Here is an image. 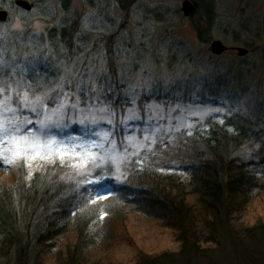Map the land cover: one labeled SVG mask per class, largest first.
Listing matches in <instances>:
<instances>
[{
    "label": "rangeland",
    "instance_id": "1",
    "mask_svg": "<svg viewBox=\"0 0 264 264\" xmlns=\"http://www.w3.org/2000/svg\"><path fill=\"white\" fill-rule=\"evenodd\" d=\"M29 1L31 11L16 0H0V9L9 13L0 23V111L4 119L19 122L24 135L46 131L42 140L54 137L65 154L61 159L53 149L50 159L14 165L0 160V187L20 175L29 182L47 166L68 164L94 193L93 202L104 204L115 195L112 180L126 182V162L140 159L160 140L181 130L192 133L210 116L224 123L239 113L264 123V0H215L205 43L193 16L182 11L185 0ZM66 29H73L71 38ZM217 39L230 50L214 54L211 43ZM238 47L248 53L240 56ZM25 93L27 107L21 99ZM111 95L121 98L122 106L115 107ZM46 116L49 128L43 130L39 122ZM256 148L248 143L237 155L249 160ZM96 180L104 188L88 183ZM246 214L252 222L264 219V192H256ZM108 226L113 233L105 244L109 247L91 249L86 256L91 264H134L141 256L165 251V264L243 262L231 242H222L220 249L212 245L208 257L181 256L180 262L170 231L142 216L120 224L102 211L98 227ZM74 236L58 239L57 253L42 258L44 264L63 260ZM249 244L256 249L251 251L254 263L264 264V241ZM0 264L17 263L13 255L0 258Z\"/></svg>",
    "mask_w": 264,
    "mask_h": 264
},
{
    "label": "trees",
    "instance_id": "2",
    "mask_svg": "<svg viewBox=\"0 0 264 264\" xmlns=\"http://www.w3.org/2000/svg\"><path fill=\"white\" fill-rule=\"evenodd\" d=\"M196 1L194 26L205 43L212 32L213 3ZM64 32L71 38L73 29ZM109 98L122 106L121 98ZM248 143L257 148L255 157L245 160L237 152ZM124 167L126 182L112 180L115 195L104 204L93 202L94 193L68 164L47 166L29 182L20 175L0 187V258L14 255L17 264H44L58 239L74 232L76 240L67 244L58 264H91L89 251L97 246L107 251L105 244L113 238L110 226L98 227L105 211L120 224L133 216L161 223L179 244L180 262L181 256L206 257L212 245L220 249L222 242H231L242 264L254 263L256 249L249 243L264 241V219L252 222L245 212L256 192H264V123L239 113L224 123L210 116L192 133L178 131ZM167 253L140 255L134 264H165Z\"/></svg>",
    "mask_w": 264,
    "mask_h": 264
},
{
    "label": "snow or ice",
    "instance_id": "3",
    "mask_svg": "<svg viewBox=\"0 0 264 264\" xmlns=\"http://www.w3.org/2000/svg\"><path fill=\"white\" fill-rule=\"evenodd\" d=\"M21 99L23 105L27 107L30 103L27 93ZM38 101L39 98H37ZM3 106L4 102H0V107ZM8 111L15 113L17 109H9ZM3 116L4 112L0 111V160L8 165H14L17 160L26 162L27 159L35 160L37 157L50 159L53 154V149H55V152L62 159L65 154L60 151L62 142L57 141L54 137H49L46 141L42 140V136L46 135V131L41 132L40 135H24L19 122L8 121ZM49 120L50 118L46 116L44 120L39 122L41 129L47 130L49 128ZM28 123H31V121H28ZM41 152H46L47 155L41 156ZM29 153H33V155L29 156ZM88 183H95L101 188H104L100 180L88 181Z\"/></svg>",
    "mask_w": 264,
    "mask_h": 264
},
{
    "label": "water",
    "instance_id": "4",
    "mask_svg": "<svg viewBox=\"0 0 264 264\" xmlns=\"http://www.w3.org/2000/svg\"><path fill=\"white\" fill-rule=\"evenodd\" d=\"M16 5L22 7L23 9L27 11H31L34 8V4L31 3L29 0H16ZM182 11L186 16H193L195 11V5L190 0H185L183 2ZM9 13L6 10L0 9V23H4L8 21ZM235 49V48H232ZM238 50V53L240 56H244L248 53V49L244 47H238L236 48ZM211 50L216 55H221L225 53L226 51L230 50V48L225 45L221 40H213L211 43Z\"/></svg>",
    "mask_w": 264,
    "mask_h": 264
},
{
    "label": "flooded vegetation",
    "instance_id": "5",
    "mask_svg": "<svg viewBox=\"0 0 264 264\" xmlns=\"http://www.w3.org/2000/svg\"><path fill=\"white\" fill-rule=\"evenodd\" d=\"M190 1H192L194 3L195 7H197V1L196 0H190ZM211 2L213 3V2H215V0H211Z\"/></svg>",
    "mask_w": 264,
    "mask_h": 264
}]
</instances>
